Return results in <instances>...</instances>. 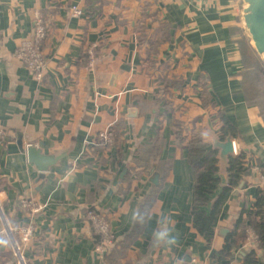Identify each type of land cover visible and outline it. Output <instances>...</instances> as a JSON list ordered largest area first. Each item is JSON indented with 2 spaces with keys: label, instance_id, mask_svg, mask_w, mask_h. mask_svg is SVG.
<instances>
[{
  "label": "crops",
  "instance_id": "obj_1",
  "mask_svg": "<svg viewBox=\"0 0 264 264\" xmlns=\"http://www.w3.org/2000/svg\"><path fill=\"white\" fill-rule=\"evenodd\" d=\"M241 2L0 0V127L9 138L0 141V204L9 225L33 227L25 264H220L215 254L244 208L257 198L262 173L257 160L264 162V118L257 105L247 103L241 82L244 59L235 41L240 28L248 35ZM74 6L83 13L74 14ZM39 11L48 29L42 81L15 55L33 36ZM143 35L154 41L149 56L150 40L145 43ZM176 74H183L184 88L169 87L176 92L170 98L177 109L166 112L157 96L164 78ZM201 75L209 78L207 96L213 107L222 108L238 129V152L252 158L243 186L234 187L210 243L194 227L197 176L174 129L181 112L189 133L201 134L208 144L213 141L208 124L215 109L202 105L201 91L208 87L199 84ZM118 122V141L95 150L98 132ZM18 132L24 148L34 144L47 154L73 149L41 179L18 145ZM154 138L164 147L159 163L147 171L134 159ZM156 174L157 185L152 181ZM215 176L219 195L230 185L231 175L218 170ZM150 194L146 227L122 253L117 243L132 232ZM23 199L31 200L34 208ZM92 205L106 214L115 232L114 244L105 252L111 260L96 250L84 218ZM5 230L0 217V251L13 245Z\"/></svg>",
  "mask_w": 264,
  "mask_h": 264
},
{
  "label": "trees",
  "instance_id": "obj_2",
  "mask_svg": "<svg viewBox=\"0 0 264 264\" xmlns=\"http://www.w3.org/2000/svg\"><path fill=\"white\" fill-rule=\"evenodd\" d=\"M240 30L242 31V36L237 41L239 43V46L241 47V52L244 59V69L242 72L243 78L241 80V82L243 83V91L245 93L247 103L257 105L260 115L264 118V82L260 84L258 91L251 89L248 86L249 81L245 77L247 76L245 51L248 48L245 43L244 37L246 36L243 34V29L240 28ZM47 37L48 29L47 35L43 41V49ZM142 38L145 43L147 40H150V44L147 47V55L149 56L150 53L154 51V49L151 48V46L153 47L154 45V41H152L148 37V35H143ZM159 45H161V42H159ZM250 47L254 52H256V49L252 44L250 45ZM184 84L185 78L183 74H176L175 76L164 78L163 86L165 87L158 94L157 102H163L164 106L166 107V112H169L170 110L175 112L177 109V107L174 106V103L171 102L172 100L170 98L171 94L176 95V92L169 91V87L172 86L173 88H177L178 91H181L184 88ZM199 84H201V86L208 87L207 90L202 89L201 91L202 105L208 109H215V112L211 113L209 121L210 124H208V127L209 125H211V127L214 129L215 134L221 138H225L228 136H238V129L228 118L224 110L222 108L213 107L211 100L208 98L207 92L211 87L209 78L205 75H201L199 77ZM185 111H187L186 108ZM179 114V118L175 119L174 129L179 136L180 141L183 144L185 143L184 145L188 149L189 163L191 164L197 176L194 188V204L192 206L193 223L194 227L206 238L207 242L210 243L212 241V238L215 236L223 207L231 196L234 187H238L243 183L245 176L249 172V162L252 158H250L251 156L247 155V152L240 151L239 154L232 159L228 170L229 174L231 175V183L229 186H225L222 192L217 195L219 189V178H217L215 175L220 168V159L216 153L217 151L208 152L207 147L209 144L205 140V138L202 137L201 134H199L200 136H196L197 134L194 135V133H189L187 130V123L184 119H182V113L180 112ZM120 126V122L110 126L111 130L115 133L114 143L118 141V138L116 136L120 134ZM96 139L97 141L95 144V150L109 148L112 145L105 143L104 139L100 136V131L98 132ZM0 141L7 142L8 134L0 135ZM151 142L152 144L145 143L144 145H142L139 149V156L134 159L136 165H144L147 171H149L153 165H157V163H159V155H161V150L164 147V143H157L156 138L151 139ZM257 165L259 166H257L258 169L261 168L262 172L261 183H264V162L258 158ZM260 184L258 187L257 198L248 207L244 208L242 214L240 215V218L236 222L233 229L225 236L222 247L215 254V257L219 260L220 264H264V260L261 259L264 257V186H260ZM2 191V186L0 185V194L2 193ZM215 196L217 197L216 200ZM3 199H1L2 204ZM152 202L153 201L150 194L146 201L139 208L138 216L132 232L129 233L124 240H121L117 243V245H120L122 253L124 252V249L134 239H136L146 227ZM4 208L8 215V209L5 206ZM90 210H95L97 212V210H100V208L96 207V205H92L85 209L84 218L88 222V212ZM10 222L12 223L11 220ZM251 232H253L256 236L254 240H250L249 238ZM92 236L94 237L96 244H100L103 242V234L101 231L94 229L92 231ZM15 237L17 241L18 239L21 240V243L19 244L18 242V245L22 249L23 240L21 239L20 234H15ZM249 243V250H244V246L246 244L249 245ZM112 245L109 246V248L112 247ZM0 254L1 256H8H2L5 260L2 262V264H8L11 260L19 261L16 255V250L13 245H11V243L9 244V250H1ZM107 254H105L104 252V259L106 258L107 260H109L110 258L111 260L112 257H109V253ZM239 255L242 258L238 261L237 259Z\"/></svg>",
  "mask_w": 264,
  "mask_h": 264
},
{
  "label": "built area",
  "instance_id": "obj_3",
  "mask_svg": "<svg viewBox=\"0 0 264 264\" xmlns=\"http://www.w3.org/2000/svg\"><path fill=\"white\" fill-rule=\"evenodd\" d=\"M82 13L83 11L81 8L74 6V14L81 15ZM46 35L47 29L45 19L40 11L36 12L33 36L28 40H24L15 51V55L28 67L37 81H42L44 79L47 70V55L45 49L42 47ZM1 44L2 37L0 35V46ZM88 57L90 59L89 63L92 65L95 62L94 51L92 49L88 50ZM0 135H6V131L1 127ZM100 136L104 139L106 144H113L115 142V133L111 130L110 126L101 129ZM238 154L239 152L237 150L236 156ZM260 186H264V183H261ZM23 203L25 206L27 204L29 208H34L31 200L23 199ZM88 215L91 230L97 229L103 234V242L96 244V250L100 253H104L108 250L109 246L114 243L115 232L108 217L102 210H97V212L95 210H90ZM9 226V231L12 233L13 237L15 238V234H20V237L23 240L22 249L16 242L19 252L23 255V252L32 239L34 233L33 227L31 225L16 227H13L12 225ZM249 238L250 240H254L256 236L253 232H251ZM21 257L24 258V256Z\"/></svg>",
  "mask_w": 264,
  "mask_h": 264
},
{
  "label": "water",
  "instance_id": "obj_4",
  "mask_svg": "<svg viewBox=\"0 0 264 264\" xmlns=\"http://www.w3.org/2000/svg\"><path fill=\"white\" fill-rule=\"evenodd\" d=\"M246 2L247 6L243 15L245 26L250 32L249 35L251 37V43L253 47L264 59V0H246ZM137 113V109L133 108L132 114L135 116L137 115ZM208 128L210 134L213 137V141L209 143L207 151H217L220 159L219 170H221L223 174L229 176L230 174L228 170L230 162L236 156V152L238 150L236 146V140L233 136L221 138L215 134L214 129L211 127V125H209ZM17 142L21 149H23L24 151L26 150L28 160L37 167L39 171V178L41 179L44 178L45 174L49 172V170H51L52 166L58 164L62 160L67 159L73 149V146H70L69 148L58 153L47 154L41 148L34 144H29L26 148H24L22 132H18ZM122 177H124V173L122 174ZM159 179L160 178L158 174L152 177V181L156 185L159 183ZM0 213L3 221L5 222V227L7 229V232L9 233L11 241L13 242V246L16 250V255L19 259V262L25 264L24 258L21 257L23 255L18 250L16 240L14 239L12 233L9 231L10 226L5 216V212L1 208V206ZM227 231L228 230H225V233Z\"/></svg>",
  "mask_w": 264,
  "mask_h": 264
},
{
  "label": "rangeland",
  "instance_id": "obj_5",
  "mask_svg": "<svg viewBox=\"0 0 264 264\" xmlns=\"http://www.w3.org/2000/svg\"><path fill=\"white\" fill-rule=\"evenodd\" d=\"M245 2H246V0H245ZM247 3V2H246ZM241 5H242V11L240 10V14H242V12L244 11V7H245V3L243 2V0H242V2H241ZM244 15V14H243ZM241 20H242V24L244 25V27H245V32H247V29H246V26H245V22H243L244 21V19H243V16H241ZM235 30L236 31H238V29H237V26L235 27ZM239 32V31H238ZM237 32V33H238ZM247 34H248V32H247ZM238 35V34H237ZM241 34H240V32H239V37L238 38H236V42L238 43V39L239 38H241ZM246 37H244V39H245V43H246V46H247V48L248 49H246V51H245V63H246V70H247V76H245L246 78H247V80L249 81V84H248V86H249V88H251V89H254V90H257L258 91V88L260 87V84L262 83V82H264V59H263V57L256 51V52H254L253 50H252V48L250 47V45L252 44L251 43V37H250V35L248 34V35H245ZM249 42H250V44H249ZM239 44V43H238ZM249 47H250V49H249ZM0 206H1V208L3 209V207H2V205L0 204ZM0 217H1V213H0ZM4 222V221H3ZM4 226H5V222H4ZM5 231H7V229L5 230ZM10 238V237H9ZM8 238V239H9ZM15 240H16V242L18 243L19 242V244L21 243V240L20 239H18V241H17V239H16V237L14 238ZM9 240H11V238L9 239ZM14 247V246H13ZM25 254V253H24ZM24 254H23V256H24ZM25 258V257H24ZM17 262H18V260H17ZM18 264H22V263H20V262H18Z\"/></svg>",
  "mask_w": 264,
  "mask_h": 264
},
{
  "label": "bare ground",
  "instance_id": "obj_6",
  "mask_svg": "<svg viewBox=\"0 0 264 264\" xmlns=\"http://www.w3.org/2000/svg\"><path fill=\"white\" fill-rule=\"evenodd\" d=\"M245 6H247V3H246V5ZM245 12V11H244ZM246 29H247V32H248V34H250V32H249V30H248V28L246 27Z\"/></svg>",
  "mask_w": 264,
  "mask_h": 264
}]
</instances>
